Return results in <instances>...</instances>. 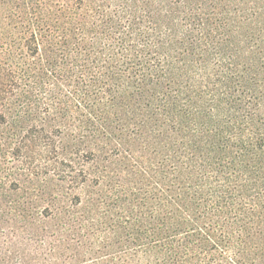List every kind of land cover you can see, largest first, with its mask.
Returning <instances> with one entry per match:
<instances>
[{"label": "trees", "instance_id": "1", "mask_svg": "<svg viewBox=\"0 0 264 264\" xmlns=\"http://www.w3.org/2000/svg\"><path fill=\"white\" fill-rule=\"evenodd\" d=\"M0 264H264V0H0Z\"/></svg>", "mask_w": 264, "mask_h": 264}, {"label": "rangeland", "instance_id": "2", "mask_svg": "<svg viewBox=\"0 0 264 264\" xmlns=\"http://www.w3.org/2000/svg\"><path fill=\"white\" fill-rule=\"evenodd\" d=\"M53 124L54 125H57L58 124V122L57 121H55V123L53 122ZM55 131V130H54ZM60 135L57 133V132H53V137L56 139V140H59V137ZM57 137H59V138H57ZM62 137V136H61ZM59 141H62V140H59ZM63 145V143L61 142L60 144H59V146L61 147ZM77 161V164H76V168H80V166L81 165H83L84 163H83V161H81V159L80 160H76ZM86 168V167H85Z\"/></svg>", "mask_w": 264, "mask_h": 264}]
</instances>
